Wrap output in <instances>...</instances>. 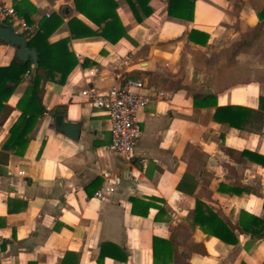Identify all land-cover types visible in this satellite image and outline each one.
I'll return each mask as SVG.
<instances>
[{"label":"crops","instance_id":"1","mask_svg":"<svg viewBox=\"0 0 264 264\" xmlns=\"http://www.w3.org/2000/svg\"><path fill=\"white\" fill-rule=\"evenodd\" d=\"M1 1L31 35L61 16L49 43L70 36L71 18L97 30L73 0ZM114 1L129 41L71 40L77 65L63 85L47 83L45 112L23 152L2 147L20 116L26 74L0 112V264H153V237L168 239L178 225L206 251L189 264H264V223L255 236L235 231L233 245L192 225L195 200L233 225L264 222V31H254L264 4L195 0L186 21L167 15V0H151L138 24L125 0ZM14 52L0 45V67ZM124 77L139 78L149 96L131 157L105 151L109 119L81 94L106 92ZM56 116L81 124L76 141L56 130ZM131 198L149 204L146 216L140 203L132 213Z\"/></svg>","mask_w":264,"mask_h":264},{"label":"trees","instance_id":"2","mask_svg":"<svg viewBox=\"0 0 264 264\" xmlns=\"http://www.w3.org/2000/svg\"><path fill=\"white\" fill-rule=\"evenodd\" d=\"M151 0H125L135 21L139 24L147 18L151 9L148 4ZM195 0H167V15L174 18L190 21L193 17V6ZM259 5L264 4V0H257ZM75 10L91 23L97 30L92 31L84 26L77 18H71L67 27L70 36L60 41L49 43V37L62 25V17L51 14L49 18L41 21L39 30L28 37L23 34L29 49L37 52L38 67L35 71L30 70V61L21 62L14 55L11 63L7 67H0V112L6 108L8 101L15 88L23 82L25 74L29 72L27 79L28 86L22 97L18 100L16 107L20 112L17 122L10 128L9 136L3 145V149H13L14 146H21L22 152L27 146L28 136L37 124L38 119L44 114L45 108L42 105V98L47 83L63 85L77 65V58L71 49V40L87 37H101L111 44H116L121 39L129 41V37L123 28L116 10L117 2L114 0H73ZM19 4V2H15ZM258 26L254 31H264V7L257 13ZM84 27L85 31L76 33L74 29ZM192 33V32H191ZM258 34L253 35V37ZM189 36V40H191ZM246 41L243 39L241 42ZM0 45H9L0 40ZM240 48V47H239ZM139 80L136 77H129ZM220 109L217 108L216 113ZM230 110V109H229ZM215 113V114H216ZM56 114V113H54ZM215 116V115H214ZM232 124V123H231ZM132 202V213H136L135 204H142L143 216L147 215L148 203L139 202L134 198ZM159 213V212H158ZM260 219L251 217L249 220H242L239 224H231L221 220L203 202L195 200V207L192 212V225L206 235L213 236L219 241L233 245L237 243L235 231L240 234L257 235L258 230L263 226ZM191 231L184 225H178L168 239L153 237L152 254L153 264H189V258L193 253L205 255L206 251L202 244H194L190 241ZM111 247H114L111 245ZM115 250L119 251L117 248ZM104 253L100 252L99 258ZM115 259V258H113ZM119 259L125 260L120 253Z\"/></svg>","mask_w":264,"mask_h":264},{"label":"built area","instance_id":"3","mask_svg":"<svg viewBox=\"0 0 264 264\" xmlns=\"http://www.w3.org/2000/svg\"><path fill=\"white\" fill-rule=\"evenodd\" d=\"M0 22L14 27H19L23 32H27V37L31 34L26 23L18 19L13 6H7L0 0ZM127 58L122 62V66L127 67ZM29 76V72L26 73ZM144 84L141 80H134L124 77L120 84L111 87L106 92H98L92 88L83 90L81 94L85 96L89 104L106 114L110 123V140L105 147V151L131 157L133 150L142 137V130L138 120V112L143 110L149 102V96L142 91ZM159 97L164 93L160 92ZM22 172H19V174ZM97 197L101 193H96Z\"/></svg>","mask_w":264,"mask_h":264},{"label":"water","instance_id":"4","mask_svg":"<svg viewBox=\"0 0 264 264\" xmlns=\"http://www.w3.org/2000/svg\"><path fill=\"white\" fill-rule=\"evenodd\" d=\"M0 40L8 43L15 49V56L21 62L30 61L31 72L38 67L37 52L34 49H29L25 37L22 33L15 32L10 25L0 22ZM55 128L63 132L68 138L76 141L79 137L81 124L65 122L62 116L54 118Z\"/></svg>","mask_w":264,"mask_h":264},{"label":"rangeland","instance_id":"5","mask_svg":"<svg viewBox=\"0 0 264 264\" xmlns=\"http://www.w3.org/2000/svg\"><path fill=\"white\" fill-rule=\"evenodd\" d=\"M5 23V22H4ZM23 34H25V32H23ZM234 48H239L242 46V42L236 43L235 45H233Z\"/></svg>","mask_w":264,"mask_h":264}]
</instances>
